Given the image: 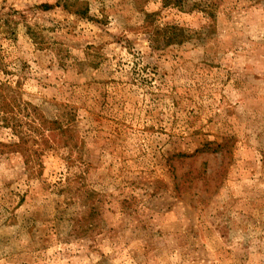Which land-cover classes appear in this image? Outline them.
<instances>
[{
    "label": "rangeland",
    "instance_id": "1",
    "mask_svg": "<svg viewBox=\"0 0 264 264\" xmlns=\"http://www.w3.org/2000/svg\"><path fill=\"white\" fill-rule=\"evenodd\" d=\"M0 83L76 139L0 128V264H264V0H0Z\"/></svg>",
    "mask_w": 264,
    "mask_h": 264
},
{
    "label": "trees",
    "instance_id": "2",
    "mask_svg": "<svg viewBox=\"0 0 264 264\" xmlns=\"http://www.w3.org/2000/svg\"><path fill=\"white\" fill-rule=\"evenodd\" d=\"M75 4L78 5V3ZM74 13L78 16H86L87 9L83 12L74 10ZM168 32H170L168 38H166L168 42L178 39V37H184V30L180 28L171 27ZM0 128L9 129L11 134L18 140V143L10 145L8 148H12L11 150H14V153L17 152L22 156L24 169L33 180L41 178L43 169L42 158L47 153L42 150L29 152L23 149L22 146L28 139L34 144L41 145L47 149L60 148L62 150L70 147L72 151V149L76 148V139L69 123L62 126L57 121L47 120L36 107L21 98L19 87L10 86L7 83H0ZM220 147L218 145V148ZM65 165L68 167L66 176L63 179L60 177L57 182L53 183L56 190L51 187L52 190L58 193L68 190L70 185L76 180V176L70 172L71 166L73 167L75 162L67 158Z\"/></svg>",
    "mask_w": 264,
    "mask_h": 264
}]
</instances>
